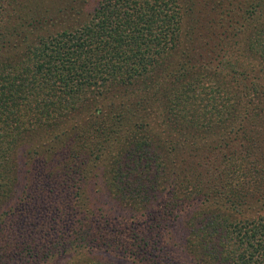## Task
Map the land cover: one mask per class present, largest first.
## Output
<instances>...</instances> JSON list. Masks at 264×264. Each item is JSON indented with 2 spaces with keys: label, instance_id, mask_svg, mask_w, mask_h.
<instances>
[{
  "label": "trees",
  "instance_id": "16d2710c",
  "mask_svg": "<svg viewBox=\"0 0 264 264\" xmlns=\"http://www.w3.org/2000/svg\"><path fill=\"white\" fill-rule=\"evenodd\" d=\"M0 264H264V0H0Z\"/></svg>",
  "mask_w": 264,
  "mask_h": 264
}]
</instances>
